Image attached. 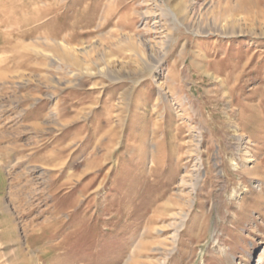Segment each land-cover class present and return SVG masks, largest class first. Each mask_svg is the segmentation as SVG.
Wrapping results in <instances>:
<instances>
[{"label":"rangeland","instance_id":"1","mask_svg":"<svg viewBox=\"0 0 264 264\" xmlns=\"http://www.w3.org/2000/svg\"><path fill=\"white\" fill-rule=\"evenodd\" d=\"M0 264H264V0H0Z\"/></svg>","mask_w":264,"mask_h":264},{"label":"bare ground","instance_id":"2","mask_svg":"<svg viewBox=\"0 0 264 264\" xmlns=\"http://www.w3.org/2000/svg\"><path fill=\"white\" fill-rule=\"evenodd\" d=\"M171 8V7H170ZM168 11H169V13H170V15L174 18V19H176L175 18V12L173 13V11L171 10V9H168ZM178 14V13H177ZM27 22V21H26ZM212 28V27H211ZM23 254V253H22Z\"/></svg>","mask_w":264,"mask_h":264},{"label":"crops","instance_id":"3","mask_svg":"<svg viewBox=\"0 0 264 264\" xmlns=\"http://www.w3.org/2000/svg\"><path fill=\"white\" fill-rule=\"evenodd\" d=\"M41 118V117H40ZM40 118H38V119H40ZM33 121V120H32ZM3 168V167H2Z\"/></svg>","mask_w":264,"mask_h":264}]
</instances>
